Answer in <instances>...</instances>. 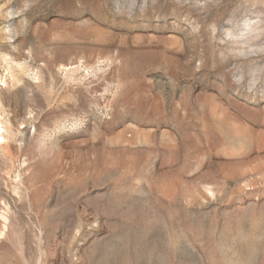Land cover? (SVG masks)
Returning a JSON list of instances; mask_svg holds the SVG:
<instances>
[{
    "label": "rangeland",
    "instance_id": "374dc122",
    "mask_svg": "<svg viewBox=\"0 0 264 264\" xmlns=\"http://www.w3.org/2000/svg\"><path fill=\"white\" fill-rule=\"evenodd\" d=\"M0 264H264V0H0Z\"/></svg>",
    "mask_w": 264,
    "mask_h": 264
}]
</instances>
